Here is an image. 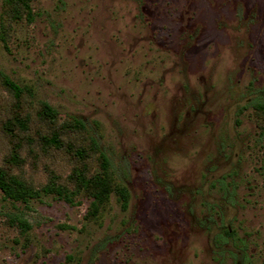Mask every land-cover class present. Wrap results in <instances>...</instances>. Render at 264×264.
Segmentation results:
<instances>
[{
  "label": "rangeland",
  "instance_id": "374dc122",
  "mask_svg": "<svg viewBox=\"0 0 264 264\" xmlns=\"http://www.w3.org/2000/svg\"><path fill=\"white\" fill-rule=\"evenodd\" d=\"M7 1L0 73L24 93L0 77V165L73 189L81 159L38 141L46 102L84 122L73 143L98 141L129 200L88 218L82 193L24 204L0 191V264H264V0H32V22ZM19 116L31 141L3 128Z\"/></svg>",
  "mask_w": 264,
  "mask_h": 264
},
{
  "label": "trees",
  "instance_id": "16d2710c",
  "mask_svg": "<svg viewBox=\"0 0 264 264\" xmlns=\"http://www.w3.org/2000/svg\"><path fill=\"white\" fill-rule=\"evenodd\" d=\"M31 2L32 0H8V15L14 21L27 20L28 22H32L34 13ZM3 41H5L4 36ZM0 77L3 86L12 92L17 102H20L24 91L6 75L0 73ZM254 106L258 111L264 112V101L257 102ZM37 117L49 131L48 134H41L39 136L38 141L43 148L66 151L67 153L75 154V156L81 159L82 165L80 168H75L69 176L73 189L60 184L57 177L54 176L48 184L37 189L20 176L14 174L10 168L8 169L0 165V191L4 197L12 202L28 204L32 200H38L44 196H54L69 204H75L76 197L82 193L91 199L87 217L96 218L100 214V211L109 204L112 194H116L122 207L127 209L129 200L128 190L124 186L115 184L110 160L101 150L98 141L92 136H89L88 142L85 145H76L72 141L78 134L87 132L84 122L71 117L68 121L60 123L57 110L46 102L40 104ZM30 122L29 116L25 118L19 116L13 120L4 122L3 128L13 140L18 141L25 138L31 141V138L27 135L22 137V134L29 132ZM21 151V142L15 143L13 141V150L7 158V163L18 167L22 166L24 159L21 157ZM93 154L98 155L99 170L96 173H90L89 166L86 164V161ZM12 220L21 226L23 232L30 229V225L26 220L19 217Z\"/></svg>",
  "mask_w": 264,
  "mask_h": 264
}]
</instances>
